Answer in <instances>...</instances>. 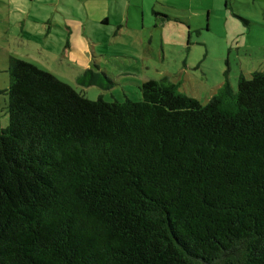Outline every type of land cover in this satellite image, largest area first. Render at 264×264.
Instances as JSON below:
<instances>
[{"label":"trees","instance_id":"trees-1","mask_svg":"<svg viewBox=\"0 0 264 264\" xmlns=\"http://www.w3.org/2000/svg\"><path fill=\"white\" fill-rule=\"evenodd\" d=\"M10 71L0 264H264V72L203 105L166 78L106 102Z\"/></svg>","mask_w":264,"mask_h":264},{"label":"rangeland","instance_id":"rangeland-1","mask_svg":"<svg viewBox=\"0 0 264 264\" xmlns=\"http://www.w3.org/2000/svg\"><path fill=\"white\" fill-rule=\"evenodd\" d=\"M32 61L91 100L141 101L169 79L207 105L264 72V0H0V114L11 65Z\"/></svg>","mask_w":264,"mask_h":264}]
</instances>
